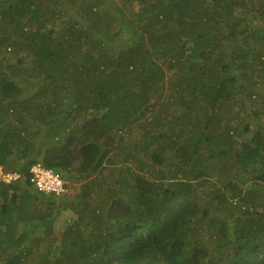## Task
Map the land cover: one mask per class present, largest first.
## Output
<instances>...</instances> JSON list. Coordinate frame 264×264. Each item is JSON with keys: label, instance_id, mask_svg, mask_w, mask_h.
<instances>
[{"label": "trees", "instance_id": "1", "mask_svg": "<svg viewBox=\"0 0 264 264\" xmlns=\"http://www.w3.org/2000/svg\"><path fill=\"white\" fill-rule=\"evenodd\" d=\"M110 1L0 0V264H264V0Z\"/></svg>", "mask_w": 264, "mask_h": 264}, {"label": "built area", "instance_id": "2", "mask_svg": "<svg viewBox=\"0 0 264 264\" xmlns=\"http://www.w3.org/2000/svg\"><path fill=\"white\" fill-rule=\"evenodd\" d=\"M29 181L39 191L54 192L61 194L66 191L60 175L50 169H46L40 164H34L29 168ZM21 177V173L5 171L0 167V180L9 183Z\"/></svg>", "mask_w": 264, "mask_h": 264}, {"label": "rangeland", "instance_id": "3", "mask_svg": "<svg viewBox=\"0 0 264 264\" xmlns=\"http://www.w3.org/2000/svg\"><path fill=\"white\" fill-rule=\"evenodd\" d=\"M105 2L107 3V4H113L114 2H112V1H110V0H105ZM116 4V3H115ZM129 9L130 10H133L131 7H129ZM255 31V30H254ZM258 31V30H257ZM258 34H259V31H258ZM25 52V51H24ZM16 60V57L14 58V57H10L9 58V62H14ZM251 88H252V86L250 85V86H248L247 88H246V90H245V93L244 94H249L250 93V90H251ZM263 90H264V88H263ZM242 97H244V96H242ZM251 99H253V97H251ZM175 109H174V106H173V109H169V110H165L166 112H171L170 113V115H172V114H174V111ZM233 110H239L238 109V107H236L235 109H233ZM239 111H242V110H239ZM138 136H139V130L138 129H135L134 130V132H133V134H132V138H136V139H132V140H137V138H138ZM48 140L47 141H49V143H52V134L50 133V134H48ZM55 138V137H54ZM52 139V140H51ZM45 146V145H44ZM48 146V145H47ZM28 151L30 152L29 154H31V149H28ZM149 154V153H148ZM133 155H134V151H133ZM140 158L142 157L141 155L139 156ZM129 161V160H128ZM133 165V167H134V164H132ZM246 171V170H245ZM78 174L79 173H77L76 172V170H75V174H74V176L72 177V179H70L69 181H68V184H67V186H68V190H69V192H72V193H74L75 194V192L76 191H78V189H79V185H80V182H81V180L80 179H78L76 176H78ZM96 173H93V175H95ZM200 181V180H199ZM215 185H217L218 184V181H217V179H215ZM246 183V182H245ZM203 190H205V189H203ZM203 190H199V192H197V193H201L202 194V192H203ZM30 191L31 192H33V193H37V191L33 188V187H31V189H30ZM60 229V227L58 228V225H56L55 224V227L54 226H52V228H51V230L53 231V230H55L56 232L55 233H57V234H59L60 232L58 231ZM18 233V232H17ZM48 244V243H47ZM43 243H41L40 244V247H43ZM47 246V245H46Z\"/></svg>", "mask_w": 264, "mask_h": 264}, {"label": "clouds", "instance_id": "4", "mask_svg": "<svg viewBox=\"0 0 264 264\" xmlns=\"http://www.w3.org/2000/svg\"><path fill=\"white\" fill-rule=\"evenodd\" d=\"M34 164H40L39 162H36V163H33L32 165H34ZM31 165V166H32ZM41 166H43L42 164H40ZM30 166V167H31ZM29 167V168H30ZM44 168H46V169H50V170H52V171H54L53 169H51V168H47V167H45V166H43ZM7 171H10V170H7ZM14 172H17V171H14ZM54 172H56V173H58L59 175H60V173L59 172H57V171H54ZM19 173H21V177L18 179V180H16L17 182L18 181H20L21 179H22V177H23V173L22 172H19ZM28 174H29V177H30V173H29V169H28ZM60 177H61V179L63 180V178H62V176L60 175ZM30 182V181H29ZM31 183V182H30ZM63 183H64V187H65V189H66V186H65V182H64V180H63ZM31 185H32V187L36 190V191H38V192H44V191H39V190H37L35 187H34V185L31 183ZM44 193H49V192H44ZM51 193H53V192H51ZM64 193V192H63ZM56 194V193H55Z\"/></svg>", "mask_w": 264, "mask_h": 264}]
</instances>
